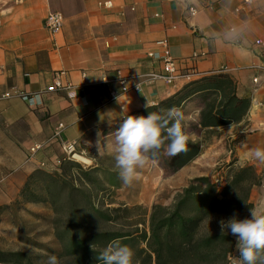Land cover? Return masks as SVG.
<instances>
[{
	"label": "crops",
	"instance_id": "crops-1",
	"mask_svg": "<svg viewBox=\"0 0 264 264\" xmlns=\"http://www.w3.org/2000/svg\"><path fill=\"white\" fill-rule=\"evenodd\" d=\"M49 14L62 17L57 35L43 27ZM159 41L167 42L189 80L149 82L147 75L162 71L148 56L161 53ZM218 73L232 80L236 96L249 99L250 107L242 122L210 130L264 137V0H0V230L15 204L40 206L21 203L20 193L39 163L47 164V173L56 170L58 140L77 141L84 153L112 146L126 116ZM56 77L71 89L47 92ZM120 79L128 92L122 93ZM6 93L12 96L3 98ZM16 93L38 95L35 106ZM202 105L194 99L180 110L182 123L193 124L198 137L206 134L198 127ZM59 124L63 129L56 140ZM33 145L43 149L28 162ZM197 160L174 177L183 181ZM254 188L253 207L264 198L256 197Z\"/></svg>",
	"mask_w": 264,
	"mask_h": 264
},
{
	"label": "trees",
	"instance_id": "trees-1",
	"mask_svg": "<svg viewBox=\"0 0 264 264\" xmlns=\"http://www.w3.org/2000/svg\"><path fill=\"white\" fill-rule=\"evenodd\" d=\"M235 85L223 73L202 77L187 83L178 93L159 102L155 106L146 107L131 116H147L150 112L164 114L170 108L179 110L189 101L199 99L202 109L199 114V130L206 134L213 133L210 129L235 125L242 122L249 110L250 101L236 96ZM129 116V115H128ZM127 117V116H126ZM125 117V118H126ZM124 118V119H125ZM168 141L165 140L159 153L152 160L162 157ZM205 144L202 141H187V150L176 156H170L167 167L176 172L193 162L203 152ZM77 168L76 180L93 184L94 170L83 171L72 161L62 163L60 173H47L37 170L24 185L20 198L24 204L49 203L55 208L64 191L73 208V217L69 224L75 221V203L73 193H80V201L84 202L85 214L82 222L76 227L90 234L86 239L72 236L68 253L75 257V264H102L98 255L113 241L122 245L138 243L144 248L137 249L142 258L136 264H226L228 254L233 245L231 233L221 234L220 220H229L250 212L253 204L249 202L252 189L259 185V179L254 169L243 166L235 170L225 183H213L210 178H195L178 196L172 208L155 206L149 219L148 236L146 232L133 237L125 233H91V217L100 220H110L105 212L94 210L89 196L75 187L67 188L64 175L72 168ZM73 174V173H72ZM74 177V176H73ZM42 179L46 180L37 196L34 187ZM67 189V190H65ZM44 196V197H43ZM89 206V208H87ZM92 234V235H91ZM95 245V251L92 245ZM21 256L0 250V264L17 262ZM134 264V263H133Z\"/></svg>",
	"mask_w": 264,
	"mask_h": 264
},
{
	"label": "rangeland",
	"instance_id": "rangeland-1",
	"mask_svg": "<svg viewBox=\"0 0 264 264\" xmlns=\"http://www.w3.org/2000/svg\"><path fill=\"white\" fill-rule=\"evenodd\" d=\"M187 125L185 127L182 123L188 141H202L205 147L197 162L185 170L188 177L186 176L181 182L167 167L170 156L166 150L163 151L160 159L152 160L144 168L138 169L139 178L134 180L131 185L123 183L115 167V143L112 146L110 144L107 148L103 147L86 153L81 149L78 150V155L89 159L91 165H85L76 160L72 162L83 171L94 170L92 174L94 183L86 184V182L76 180L77 177L74 173L77 168L74 167L63 177L67 183L66 187H75L83 191L89 196L94 210L105 212L110 219L106 221L91 217L89 221L92 234L125 233L138 237L140 233L146 232L148 236L149 219L153 207L172 208L178 196L195 178H210L213 183L218 182L221 185L235 170L246 165L254 169L259 179V185L254 188L255 192L257 191L256 197L264 195V163L252 159L248 155L254 148H264V137L255 133L240 134L237 129L214 131L198 137L196 127L191 123ZM197 137L200 140H197ZM246 137L249 140L242 143ZM246 158H249L250 161L243 163V159ZM59 169L54 168L60 173ZM55 171L53 173H56ZM191 175L196 177L189 179ZM46 182L42 179L34 187V193L37 196L44 195L40 190ZM68 193L67 191L62 192L55 208L49 203H40L39 207L26 209L17 206L18 204L14 205L15 212L8 218L7 224L9 225L5 224L2 226L4 228L0 230V250L21 256L13 264H49L50 257H55L58 264L76 263L75 257L68 253L71 237L77 236L86 239L90 234H86L84 230L76 227L82 222L85 214L84 202L80 201V193H73L75 210L78 211L74 212L75 221L73 224H69L73 217V208L68 199ZM245 218H250V212L238 217V219ZM127 246L135 253L133 263L141 261L143 257H140L136 251L144 246L138 243ZM235 246L236 237L233 236L231 251L236 250ZM236 261L237 255L232 262L236 264ZM229 263L231 262L228 261L227 256L226 264Z\"/></svg>",
	"mask_w": 264,
	"mask_h": 264
},
{
	"label": "clouds",
	"instance_id": "clouds-1",
	"mask_svg": "<svg viewBox=\"0 0 264 264\" xmlns=\"http://www.w3.org/2000/svg\"><path fill=\"white\" fill-rule=\"evenodd\" d=\"M181 2V0H180ZM184 2V0H183ZM193 2V0H187ZM183 113L173 107L164 114L150 112L147 116H127L115 133V167L125 185L139 178L138 169L156 157L168 141L166 152L176 156L187 150L188 136L182 127ZM249 157L264 163V148H254ZM221 234L236 237V264H264V198L251 207L250 218L219 221ZM95 251V245L92 246ZM134 251L119 241H113L98 255L102 264H133ZM49 264H58L55 257Z\"/></svg>",
	"mask_w": 264,
	"mask_h": 264
},
{
	"label": "built area",
	"instance_id": "built-area-1",
	"mask_svg": "<svg viewBox=\"0 0 264 264\" xmlns=\"http://www.w3.org/2000/svg\"><path fill=\"white\" fill-rule=\"evenodd\" d=\"M248 2V1H246ZM105 7H110V3H105ZM190 15L194 16L195 11L190 10ZM63 25V20L61 15L59 14H49L43 21V27L47 31H49L52 35H57L60 33ZM259 43V42H258ZM157 45L162 49L161 53L159 54H153L150 53L148 56L149 58L158 61L161 64L162 71L160 73H152L147 75L149 82L153 81H163L164 83L168 85H172L178 81L182 80H189L191 77V74H181L179 69H178V64L176 61L171 57L170 52L168 50V45L166 41H159ZM59 78L56 77L54 80V84L50 86L47 89V92H56V91H66L71 89V85L67 86H62L60 81L58 80ZM256 82V81H254ZM119 84L122 87V93L128 92V89L124 86L125 81L123 79L119 80ZM135 93L139 92L140 89L139 87H135L133 89ZM12 95L10 93H6L3 95V98H10ZM15 97L21 99L23 102H25L29 106H35V100L38 98V95H23L16 93L14 95ZM113 96V95H111ZM63 129V125L59 124L55 133L53 139L58 140L61 136V131ZM59 147H60V152H61V157L57 158L55 161H53V166L54 168H59L62 163L67 162V161H74V156L78 155V142L77 141H62L58 140ZM43 149L42 145H33L29 150H28V155H27V161L32 162L35 159V156L39 151ZM38 168L40 170L46 169L47 164L46 163H39ZM237 255L238 257V252L235 250L232 252L231 255H228V261L231 263L229 264H234L232 260L235 258Z\"/></svg>",
	"mask_w": 264,
	"mask_h": 264
},
{
	"label": "bare ground",
	"instance_id": "bare-ground-1",
	"mask_svg": "<svg viewBox=\"0 0 264 264\" xmlns=\"http://www.w3.org/2000/svg\"><path fill=\"white\" fill-rule=\"evenodd\" d=\"M74 159L82 164H85V165H91V162L89 159L83 157V156H80V155H75L74 156Z\"/></svg>",
	"mask_w": 264,
	"mask_h": 264
}]
</instances>
